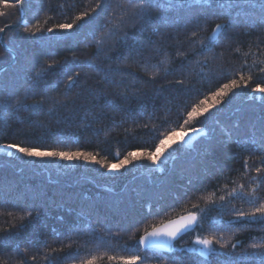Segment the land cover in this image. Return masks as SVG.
<instances>
[{"label":"trees","instance_id":"trees-1","mask_svg":"<svg viewBox=\"0 0 264 264\" xmlns=\"http://www.w3.org/2000/svg\"><path fill=\"white\" fill-rule=\"evenodd\" d=\"M259 2L260 0H240L242 5L256 3L257 8L234 11L232 15L239 17L240 27L228 29L219 36V43L203 53L197 51L194 54L190 51L191 43L185 40L189 32L196 30L192 24L174 31L166 29L163 23L157 21L140 33L132 28V22L129 21L127 43L130 45L134 40L142 42L145 57L153 56L152 46L147 44V38L158 40V34L153 35L154 28H159L160 32L172 33L169 39L163 41V47L170 57L169 67L175 71L167 76L161 72L152 84L145 85L148 89L163 87L162 92L150 91L147 98L140 96L125 100L117 94L123 91L131 93L134 88L141 87V84L137 82L133 85V78L126 72H114L110 78L124 76V84L104 85L98 89L103 95L95 98L81 96L76 101L78 110L72 111L73 105L69 104L63 108L53 107V111L49 112L50 104L46 103L36 113L23 107L15 111L9 108L5 112L3 105L5 100L11 105L17 96L27 95L26 89L32 92L27 95L26 103L38 100L42 95L62 98L67 75L78 69L73 67L70 72L62 75L55 72L42 75L36 81L39 86L34 83L35 73L45 60L71 59L73 56L83 58L85 55L92 58L95 48L85 49L83 42L86 41L82 37L79 38L82 42L78 43L76 35L67 36L59 30L49 33L46 29L56 23H70L79 12L92 7L95 0H26L23 19L18 25L20 11L6 10L9 14L0 17V28L16 25L7 27L4 31L5 44L15 53L16 59L10 63L13 57L0 43V67L10 63L0 71V89H3L0 91V144L24 141L41 149L80 150L90 152L97 160L111 164H118L129 151H153L164 132L173 127L177 132L183 131L179 124L183 123L186 110L209 92L215 91L220 84L227 82L231 78V70L238 69L244 59L249 64L254 59H264V43L257 46L258 40H264V27L257 24L250 33L244 31L245 27H250L259 20ZM168 4L184 7L169 9L166 7ZM161 6V16L168 19L192 17L197 8L196 0H162ZM152 11L155 14L156 10ZM37 21L43 25L41 33L32 36L23 32L25 26L34 25ZM218 22L220 20L216 17L210 18L198 39L210 36L212 28ZM180 23L183 24L184 21L181 20ZM237 48L239 52L235 51ZM178 51L184 52L187 59L177 56ZM245 53H248L247 57ZM213 55L216 59L210 60L205 67V72L212 69V73L203 78L195 75L200 66L193 62ZM161 56H155L152 63H156ZM97 63L107 64L108 61ZM128 63L131 64L129 70L135 71L138 80L150 79L140 65L131 60ZM181 63L188 69L187 73L180 70ZM220 65L228 71L218 78L215 70ZM84 71L91 76L89 84H95L104 75L94 69ZM248 71V68H244L245 73ZM185 74L190 77L187 82L189 91L167 86V81L180 79ZM253 74L257 76L256 82H260L261 78L254 69ZM53 82L56 83L55 87L51 86ZM192 85L195 90H191ZM251 87L237 90L226 103L216 106L194 121L190 126L202 127L205 135L195 140L191 148L180 143L172 144L158 164H153L141 155L118 171L106 173V168L95 162L40 159L19 153L10 155L0 149V228L9 227L13 222V217L6 214L9 211L14 212L16 217L21 214V209L31 211L34 217L39 212V217L28 224L19 237L20 241H46L49 249L65 246V252H71L77 260L87 258L92 254L91 250L99 245L96 254L107 252L108 255H140L144 257L142 264H161L165 260L168 264H172L173 260L176 264H197L199 254L188 251L197 234L223 233L228 239L234 229L242 228V231L231 237V241L239 242L241 248L253 242L264 241V225L228 223L233 206L245 211L251 208V205L239 197H231L221 202L222 207H209L203 229L197 227L195 231L184 234L174 243L171 253L142 249L138 245L139 236L153 223L185 214L193 210V204L205 207L203 197L209 194H214L213 199L219 200L220 196H227V191L237 184L250 186L247 178L242 176V164L244 156L251 155V167L257 166L256 157L260 152L256 151L257 144L252 143L249 137L252 134L251 122L258 118L261 111L259 100L247 99ZM79 91V88H72L67 95L73 97ZM208 102L211 103V99ZM141 104L142 108L139 107ZM237 123L239 127H234ZM144 125L147 127H143ZM25 131L27 136L24 135ZM229 131L232 133L231 139L226 135ZM250 174L256 175L254 172ZM4 187L7 188L3 189ZM257 194L264 199V186L257 190ZM89 205L94 206L86 208ZM103 209L109 212L104 214ZM53 230L61 235L55 236ZM69 235L72 237L71 241L67 239ZM69 243H72L71 249L66 247ZM24 246L22 242L21 247ZM36 249L35 264H45V245L37 243ZM56 255L62 258L59 264H66L64 253ZM51 258L56 259L55 256ZM225 260L224 256H215L211 258L210 264H224ZM99 264L111 262L105 256Z\"/></svg>","mask_w":264,"mask_h":264},{"label":"snow or ice","instance_id":"snow-or-ice-1","mask_svg":"<svg viewBox=\"0 0 264 264\" xmlns=\"http://www.w3.org/2000/svg\"><path fill=\"white\" fill-rule=\"evenodd\" d=\"M26 0H0V17L9 14L6 10H18L22 11ZM197 8L194 10L195 14L192 17H179L168 19L161 16L162 12V0H95V4L86 8L84 11L79 12L75 15L71 22H62L53 24L52 27L47 28L46 31L52 33L59 30L62 34L67 36L76 35L78 37L77 42H82L80 37L83 38V47L95 48V52L92 58L85 55L83 58L73 56L71 59L64 58L63 60L48 59L45 60L40 69L35 73L36 81L42 75H47L49 72H55L57 75L66 74L70 72L72 68L78 69L72 72L71 75H67L65 81V91L62 94V98L58 96H46L42 95L40 99L33 100L31 103H26L27 95H31L32 92L26 89L25 96H17L15 101L11 105L5 100L3 108L5 112L11 108L13 111L20 107L25 109H31L34 113L39 112L43 109L46 103L50 104L49 112L55 108L67 107L69 104L73 105L72 111L78 110L76 101L81 96L97 97L103 95L101 89L104 85L116 84L117 86L124 84V76L116 79H111L110 76L114 72H126L133 78L132 83L135 85L137 82L141 84V87L134 88L130 93L123 91L117 95L121 96L125 100L130 97H148L149 92H162L163 87L148 89L145 85L152 84L156 78L163 72V75L167 76L171 72L175 71L169 67L170 57L167 55L166 49L163 47V41H166L172 36V33L167 31L160 32L159 28L153 29V35L158 34V40H153L151 37L147 38V44L152 46L153 56L145 57L143 55L144 44L138 40H134L132 44L127 43V36L129 34L128 22H132V28L140 33L147 30V26L157 21L163 23L164 27L171 28L174 31L180 27H187L188 24H192L196 29L195 31L189 32L185 40L189 41L192 45L190 51L194 54L198 51L203 53L210 51L214 44L219 43V36L223 35L228 29H238L240 27L238 23L239 17H234L232 13L238 9H252L257 8L256 3L241 4L240 0H196ZM169 9L176 7L183 8V5L168 4L166 6ZM260 18L252 24L250 27H245L244 31L250 33L252 28H255L257 24L260 27H264V0H260L259 4ZM155 9V14H153ZM103 18L101 22V18ZM216 17L220 22L215 23L212 28V33L208 37H198L200 33L207 27L210 18ZM184 21L183 24L180 21ZM0 28V33L6 30ZM99 29V30H97ZM44 30L43 25L37 21L34 25H27L23 28V32L35 36L37 33H41ZM3 43V41H0ZM260 43H264V40H258L257 46ZM239 52V48L235 49ZM161 53L163 55L161 56ZM53 55V53H49ZM247 57L248 53L244 54ZM155 56H161L156 62L152 63ZM177 56L187 59V55L184 52H177ZM215 55L211 57H205L204 59H198L193 63L200 66V70L195 75L203 78L212 73V69L205 72V67L209 64L210 60H215ZM136 63L141 66L143 72H145L150 79L149 80H138L135 71H130L131 64ZM97 61H108L107 64L97 63ZM142 62V63H141ZM163 65V68L161 67ZM244 68H248L247 73L244 72ZM84 69H94L97 73H104L100 81L95 84H89L88 80L91 79L89 72ZM261 78L260 82H256L257 76ZM180 70L183 73H187L188 69L183 63L180 65ZM225 69L222 65L218 66L215 70V75L220 78L223 77ZM84 78L83 80L81 78ZM190 80L188 75H182L180 79L173 81H167L168 87H179L182 91H189L187 82ZM251 87V91L247 93L248 100H259L261 103V111L258 118L251 122V136L249 140L257 144L256 151L260 152V155L256 157L257 166L254 168L250 165L251 155L244 156L243 158V173L242 176L246 177L250 182V186H246L243 183L237 184L230 191H227V196H220L219 200L213 199L214 194H209L203 199L206 202L205 207H200L199 204H193L192 209L187 211L185 214L170 217L166 220H161L159 223H153L150 227H146L143 234L139 236L138 245L141 248L147 250H164L169 253L172 252L174 247V241L177 240L181 235L187 234L189 231H195L197 227L203 229V222L207 219L208 208L212 206H223L221 202L227 198L239 197L243 202L251 205L250 210L245 211L242 208L237 209L233 206L231 209L232 216L228 221L229 224L236 223L242 225L261 224L264 225V199L257 194V190L264 186V59H254L252 64H249L247 59H244L238 69L231 70V78L227 79V82L222 83L211 91L208 95H205L203 99L199 100L198 103H193L190 109L186 110V117L183 123L179 124L180 129L183 131L177 132L176 128L173 127L170 130L164 132L159 142L155 146V151H149L145 149L143 153L129 151L118 164L104 163L102 160H97L90 152H83L80 150L71 149H60L53 148L51 150L41 149L39 146L26 144L24 141L19 143H4L0 144V149L5 150L10 155L15 153L22 154L26 157L34 158H58L66 161L73 160H84L87 162H95L101 164L107 168L108 171H118L125 165H128L133 160L138 159L141 155L150 160L153 164L161 162L167 149L171 148L172 144L178 142H185V137L191 133L203 131V128H194L190 125L197 121L200 117L209 113L211 109L215 108L222 103H226L227 100L231 99L236 91L239 89H248ZM36 86H39L36 83ZM52 87L56 86L53 82ZM32 87V86H30ZM47 87V86H46ZM72 88H79L80 91L73 97H69L67 92L71 91ZM191 90H195V86L192 85ZM3 91V89H0ZM227 98V99H226ZM211 99V103H209ZM111 104L112 101H109ZM143 107V105H139ZM167 115V113H165ZM143 127H147L144 125ZM155 125L153 130H155ZM234 127H239L237 123ZM27 136V132H24ZM226 135L231 139L232 133L226 132ZM258 135V139H257ZM178 138V139H174ZM211 137H209L210 139ZM14 150V152L10 151ZM254 172L256 175H251ZM235 184V181H233ZM247 187V190H245ZM227 190V185L224 186ZM13 207H19L13 205ZM9 217H13V222L9 227L0 228V264H35L37 261V255L34 252L36 244L41 243L45 245V264H59L61 257L57 256V253H64L63 259L66 264H99L101 260L107 256V259L111 264H142L144 257L140 255H108L107 252H99V245L91 250L92 254L88 255L87 258H80L77 260L71 252H65V246L60 248H47L46 241H33L26 239L20 241L19 237L22 236L28 224L32 223L36 218L39 217V212L34 217L31 211H23L16 217L14 212L6 213ZM63 219V218H61ZM215 226V225H213ZM264 230V229H262ZM242 231V228H236L231 233L228 239L225 238L223 233H213L209 235H195L191 242V246L188 251L192 253H198L197 264H210V260L215 256H224L226 260L224 264H264V241L259 243L253 242L247 247H240L239 242H232L231 237L237 232ZM53 234L59 237L61 234L53 230ZM71 241L72 237H67ZM25 246L22 248L21 243ZM102 243V238H101ZM218 246V247H217ZM68 249L72 248V243L66 246ZM237 248H240L237 251ZM79 248H77V252ZM56 257L52 259L51 257ZM200 258H203L202 260ZM161 264H168V262L161 261ZM172 264H176L175 260Z\"/></svg>","mask_w":264,"mask_h":264},{"label":"rangeland","instance_id":"rangeland-1","mask_svg":"<svg viewBox=\"0 0 264 264\" xmlns=\"http://www.w3.org/2000/svg\"><path fill=\"white\" fill-rule=\"evenodd\" d=\"M20 21V20H19ZM8 27H11V25H7ZM7 28V27H6ZM0 41H3L4 43H5V40H4V32H2L1 33V35H0ZM2 44V43H1ZM6 45V44H5ZM3 46V45H2ZM6 47H7V49H9L8 48V46L6 45ZM3 48L6 50V51H8L4 46H3ZM9 50H11V49H9ZM12 51V50H11ZM9 53H10V51H8ZM11 54V53H10ZM14 55H15V53H14ZM11 56H12V54H11ZM13 57V56H12ZM15 59H16V55H15V57L14 58H12V61L10 62V63H12L13 61H15ZM10 63H8V64H5V65H3L4 67L6 66H8ZM3 66H1L0 68H2ZM3 70V69H2ZM179 132H181V131H179ZM203 135H205V130L203 129V131H199V132H195V133H191V134H189L187 137H185V142H178V143H180L181 145H183L184 147H192V145H193V143H194V141L195 140H197L199 137H202ZM178 139V138H177ZM153 151H155V149L153 150ZM158 170H160V166H158ZM113 172H115V171H113ZM106 173H110V171H108V169L106 168ZM112 173V172H111ZM7 188V187H6ZM5 187L3 188V189H6ZM1 190V189H0ZM87 204V203H86ZM90 206V205H89ZM92 206H94V205H91L90 207H86V208H92ZM108 210H104L103 209V213L105 214V212H107ZM109 212V211H108ZM107 212V213H108Z\"/></svg>","mask_w":264,"mask_h":264},{"label":"bare ground","instance_id":"bare-ground-1","mask_svg":"<svg viewBox=\"0 0 264 264\" xmlns=\"http://www.w3.org/2000/svg\"><path fill=\"white\" fill-rule=\"evenodd\" d=\"M23 15H24V9H23L22 11H20V17H21V18H20V21H19L16 25H18V24L22 21V19H23ZM16 25H13V26H11V27H15ZM5 67H6V66H5ZM5 67H3L2 69H4ZM2 69H1L0 71H2ZM189 232H190V231H189ZM182 236H183V235H182ZM182 236H180L179 238H181ZM179 238H178V239H179ZM178 239H177V240H178ZM138 240H139V239H138ZM177 240H176V241H177ZM176 241H174L173 243H175ZM142 249H145V248H142ZM159 251H160V250H159ZM162 252H163V251H162Z\"/></svg>","mask_w":264,"mask_h":264},{"label":"water","instance_id":"water-1","mask_svg":"<svg viewBox=\"0 0 264 264\" xmlns=\"http://www.w3.org/2000/svg\"><path fill=\"white\" fill-rule=\"evenodd\" d=\"M2 45L7 49V47H6V45H5L4 42L2 43ZM7 50L10 51V53L12 54V56H13V58H14V57H15L14 52L11 51V50H9V49H7ZM3 67H4V66H3ZM3 67H2V68H3ZM2 68H0V70H1ZM181 236H182V235H181ZM178 238H179V237H178ZM178 238H177V239H178ZM160 251L167 252V251H164V250H160Z\"/></svg>","mask_w":264,"mask_h":264}]
</instances>
